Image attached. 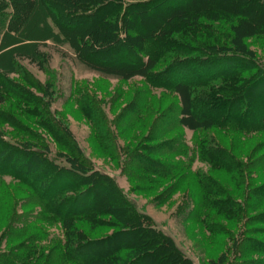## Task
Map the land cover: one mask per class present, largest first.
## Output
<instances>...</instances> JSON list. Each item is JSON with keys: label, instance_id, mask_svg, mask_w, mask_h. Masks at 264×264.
<instances>
[{"label": "trees", "instance_id": "1", "mask_svg": "<svg viewBox=\"0 0 264 264\" xmlns=\"http://www.w3.org/2000/svg\"><path fill=\"white\" fill-rule=\"evenodd\" d=\"M17 1L2 0L4 5L0 4V147L6 152L0 157V175H13L19 182L10 187L0 183V229L13 228L19 203L34 199L39 184L44 189L42 209L52 216H39L31 222L21 242L5 253L0 251V262L194 264L172 237L138 209L113 177L95 169L63 114L51 111L55 95L50 90L51 81L42 86L33 83L24 68L18 72L31 87L41 88L40 97L24 83L11 79L10 74L17 73L14 68L20 66L16 58L20 52L38 51L40 43L53 41L69 46L80 64L101 77L121 81L142 77L147 84L165 89L168 92L160 97L151 93L147 98L132 123V142L125 151L140 166L135 171L130 165L134 180L143 184H137V190L151 185L159 189L173 181L190 187L196 177L191 173L194 159L188 164L179 160L165 163L139 154L135 145L142 143L143 147L144 142L155 141L151 133L157 120L174 107L180 115L179 124L195 133L193 152L198 158L220 154L236 166L234 157L238 154L249 158L264 146L262 141L255 151L247 149L245 134L264 132V117L260 121L249 118L258 101H264V63L242 41L261 38L264 48V0H187L170 8L164 5L168 0H24L20 5ZM34 6L39 16L33 12ZM144 12L153 23L141 22L140 13ZM222 59L235 64L234 68L203 77L182 76L177 83L166 79L188 63L202 65ZM258 91L260 94L255 95ZM86 104L88 118L93 121V104L88 99ZM31 117L37 122L29 124ZM9 126L13 129L8 132ZM52 145L56 147L54 153ZM155 148L147 144L142 149L153 152ZM15 157L23 160L24 168H35L37 176L4 167L6 159ZM150 170L160 171L163 180L158 176L161 180L146 184ZM216 171L210 170L208 180L202 176L205 185L215 182L212 174ZM69 190L77 194L61 197ZM200 195L207 197L202 192ZM100 196L104 198L97 203ZM88 198L93 199L91 205L76 208ZM206 200L210 207L218 201ZM51 219L61 224L63 233L48 252V247L39 243V238L49 236L40 221ZM109 228L117 231L104 234Z\"/></svg>", "mask_w": 264, "mask_h": 264}, {"label": "rangeland", "instance_id": "2", "mask_svg": "<svg viewBox=\"0 0 264 264\" xmlns=\"http://www.w3.org/2000/svg\"><path fill=\"white\" fill-rule=\"evenodd\" d=\"M140 1L145 0H126L128 3ZM186 1L168 0L164 5L166 8L177 7L182 6ZM0 2L4 5L2 0ZM17 4H25V2L18 0ZM34 9L33 12L39 16L38 7L34 6ZM140 14L143 24L153 23L152 17L148 16L147 12ZM242 41L251 52L262 58L260 61L264 63L263 40L248 37ZM38 46V51L26 50L16 56L20 66L18 69L14 68V72L17 73L10 74V78L24 83L40 97L43 96L41 88L38 90L34 86L31 87L24 80L22 72H18L24 68L28 71L29 78L33 79L31 81L33 83L37 81L42 86L51 81L53 89L50 90L55 91L51 111L55 114H63L80 148L92 161L96 170L113 177L138 209L149 216L159 230L172 237L194 264H264V187L260 189L264 186V146L255 151L257 144L264 141V132L249 131L245 134L246 139H249L247 149L255 152L249 158L245 153L238 154L234 157L236 166L229 158L220 154L214 158L210 155H200L202 158H198L193 152L195 133L179 124L180 115L176 114L177 110L173 107L157 120L151 133V138L155 141L143 143L145 147L147 144L156 147L155 152L144 151L141 142L135 145L140 151H135L165 163L179 160L188 164L190 158L194 159L191 173L193 172L196 177L190 187L173 181L159 189H154L151 185L141 188L143 191L137 190V184L139 186L143 184L134 180L130 165L135 171V168L140 166H136L137 162L130 159L131 153L125 151L129 142H132L129 139L132 123H135L141 114L151 93L160 97L162 93L168 91L147 84L142 77H135L129 81L101 77L80 64L67 45L48 41ZM234 65L225 59L202 65L188 63L179 72L169 75L166 79L177 83L182 76L203 77V74L233 69ZM28 75L25 74V77L28 78ZM259 92L255 95L260 94ZM87 99L92 102L96 113L93 121L88 118L85 110V106H88ZM256 105L257 109L253 108L249 118L260 121L264 117V101H258ZM36 122L34 117L28 120L29 124ZM6 128L8 132L13 129L11 126ZM253 137L255 138L252 139ZM46 138L51 140L50 136ZM135 142L137 141L135 140L134 144ZM55 148L52 145L53 153ZM185 153H189L190 157L186 158ZM193 153L196 155L195 158L192 157ZM5 154L6 152L0 147V157L3 158ZM4 162V167L13 171H22L30 174L29 176L38 174L33 167L24 168L22 159L15 157ZM230 164L232 167H228ZM217 169L218 171L212 174V180L215 181L212 187L208 183L205 185L210 170ZM158 172L160 171H147L149 177L145 180L146 184L158 180V176L161 177ZM202 176L206 177L205 181ZM0 183L8 187L19 184L10 174L0 175ZM38 188L40 193L35 194L34 199L19 203L18 217L13 228L3 231L0 229L1 253L21 242L24 235L26 237L27 226L37 217L51 218L52 215L46 214L41 205L44 198L41 193L44 189H41V184ZM201 192L207 196L206 199L216 198L218 201L210 207L208 200L200 195ZM76 194L77 191L69 190L61 194V197ZM100 198L97 199V203L104 197L100 196ZM92 201L93 199L88 198L75 206L78 209L83 205H91ZM44 220L40 222L44 224L49 236L45 240L39 238V243L46 249L48 247L50 252L54 239L61 238L63 231L57 220ZM115 231L117 229L109 228L104 234L111 235ZM19 253L24 254L25 251ZM221 259L225 261L222 262ZM18 263L21 264L20 261Z\"/></svg>", "mask_w": 264, "mask_h": 264}, {"label": "crops", "instance_id": "3", "mask_svg": "<svg viewBox=\"0 0 264 264\" xmlns=\"http://www.w3.org/2000/svg\"><path fill=\"white\" fill-rule=\"evenodd\" d=\"M29 43V42H28ZM41 44V43H40Z\"/></svg>", "mask_w": 264, "mask_h": 264}]
</instances>
